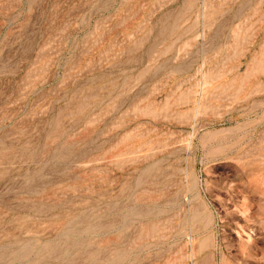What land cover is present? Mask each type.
<instances>
[{"label":"rangeland","instance_id":"obj_1","mask_svg":"<svg viewBox=\"0 0 264 264\" xmlns=\"http://www.w3.org/2000/svg\"><path fill=\"white\" fill-rule=\"evenodd\" d=\"M0 264H264V0H0Z\"/></svg>","mask_w":264,"mask_h":264}]
</instances>
